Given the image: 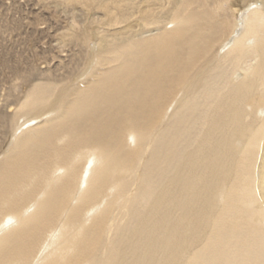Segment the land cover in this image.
<instances>
[{"label":"bare ground","instance_id":"bare-ground-1","mask_svg":"<svg viewBox=\"0 0 264 264\" xmlns=\"http://www.w3.org/2000/svg\"><path fill=\"white\" fill-rule=\"evenodd\" d=\"M0 14V264H264V0Z\"/></svg>","mask_w":264,"mask_h":264},{"label":"rangeland","instance_id":"rangeland-1","mask_svg":"<svg viewBox=\"0 0 264 264\" xmlns=\"http://www.w3.org/2000/svg\"><path fill=\"white\" fill-rule=\"evenodd\" d=\"M2 17L4 18V20L2 19ZM0 24L2 25V24H5V15L3 14H0ZM5 28V27H4ZM26 59H28L27 57H26ZM25 59V60H26ZM4 74H3V72H2V69H1V66H0V79H4ZM3 137L5 138V135H3ZM0 140L2 141V138H0Z\"/></svg>","mask_w":264,"mask_h":264}]
</instances>
